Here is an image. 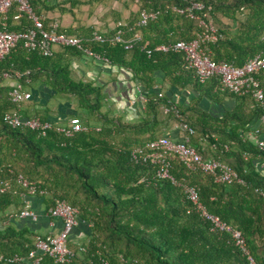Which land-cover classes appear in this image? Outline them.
<instances>
[{"label": "trees", "instance_id": "obj_1", "mask_svg": "<svg viewBox=\"0 0 264 264\" xmlns=\"http://www.w3.org/2000/svg\"><path fill=\"white\" fill-rule=\"evenodd\" d=\"M92 1L30 0L46 24L56 20L50 13L74 14ZM120 1L133 2L136 10L123 22L115 18L111 29L60 25L59 30L82 37L83 48L99 59L76 46H59L45 55L22 43L0 59V221H7L0 229V264H32L28 254L36 238L46 235L32 226L40 216L30 206L32 198L40 201L43 215L48 216L58 200L66 201L78 209L79 223L90 226L82 241L67 239L73 252L69 261L59 263L44 254L39 264H251L229 232L213 230L195 210L186 186L197 190L209 213L241 231L249 255L256 264H264V147L251 137L264 135V99L234 94L217 76L201 81L186 66L182 52L157 49L193 40L202 31L197 19L174 9H184L187 2ZM198 1L205 8L195 13L206 12L215 27L216 38L202 43L211 59L242 66L264 54V0ZM143 9L158 13L139 25ZM18 13L14 6L0 13V30L29 29L32 21L24 14L15 18ZM119 31L122 41L113 42ZM94 32L104 40L93 39ZM86 57L96 60L98 67L129 73L146 98L138 104L135 119L110 110L107 81L76 75L74 61ZM14 71L24 74L20 81L31 92L28 101H12L16 78L5 74ZM58 96L65 100L62 105L77 103L79 110L70 117L78 116L85 129L71 134L57 130L68 128L49 106ZM203 100L216 105L232 100L233 107L214 115L201 106ZM17 108L23 118L49 121L52 127L10 125L6 114ZM181 123L194 133L181 129ZM187 135L204 159L228 163L237 179L217 181L213 174L189 168L173 155L169 171L174 183L157 176L158 165L134 157V150L151 140L169 136L180 141ZM31 185L34 193L29 192ZM26 206L38 215L36 220L16 215Z\"/></svg>", "mask_w": 264, "mask_h": 264}, {"label": "built area", "instance_id": "obj_2", "mask_svg": "<svg viewBox=\"0 0 264 264\" xmlns=\"http://www.w3.org/2000/svg\"><path fill=\"white\" fill-rule=\"evenodd\" d=\"M187 2L184 9L175 10L179 12H187L190 17L197 19L199 25L203 28L198 36L190 41L179 40L173 44H162L157 47L159 50L167 51L169 49L180 51L184 54L186 66L195 71L201 81L206 80L212 76H217L222 81V86L230 92L237 95L251 94L256 100L262 101L264 99V54H258L249 59L244 65L236 66L227 62H216L211 59L210 55L203 49L202 43L207 40H214L215 27L212 19H207L208 15L203 12L201 15L196 14L195 11H202L205 6L198 0H183ZM15 7L19 18L21 15H26L31 21L32 26L26 31L14 32L7 30H0V59L7 55L17 44L22 43L23 46L29 50L39 48L43 54L49 55L52 50L59 46H76L83 48V38L71 35L65 31L59 30L60 24L57 20L45 23L44 17L36 13L30 0H0V13L6 14L11 7ZM156 11L143 9L140 12L139 25L146 24L149 20L156 18ZM121 32L112 39L113 42L122 41L120 37ZM135 39L139 38V34H135ZM93 39L103 41L104 38L94 32ZM131 43L126 44L129 48ZM84 51L95 59H99V55L93 53L89 49ZM27 72H25L26 74ZM24 74L19 71H14L13 75L6 73L5 77H15L13 89L10 91L12 101L22 103L31 98V92L24 89L20 78ZM29 81V78L26 79ZM140 102L145 101V96L140 93L138 89ZM162 94L159 93V96ZM165 110H168L167 108ZM7 122L12 126H27L32 129L45 130L52 127L49 121H42L39 118H23L20 114V109L17 108L6 114ZM181 129L187 131L188 134H193L194 130L187 124L181 123ZM85 129L81 119L77 116L71 117L68 121V128L58 126L57 130L63 131L66 134H71L74 131ZM256 144L264 147V135H251ZM178 157L186 166L193 169H200L203 172H208L214 175L215 179L220 182H231L237 179V173L226 162L219 159H204L195 147L189 144V136H185L183 140L176 141L169 136H161L146 143L143 147H138L134 150V157L144 161H150L158 165L157 176L161 178H169L174 183L175 180L170 174V157ZM264 167V163H263ZM240 180V179H238ZM20 181L25 186L28 182L20 176ZM188 198L193 202L194 208L204 218L209 220L213 230L227 231L231 234L235 244L240 249L248 254L251 264H256L253 258L249 255V250L246 246L245 238L241 231L234 228L227 222L221 220L218 216L209 213L199 201L198 192L193 187H185ZM29 192L34 193L35 187L31 185ZM264 197V191H261ZM48 214L52 218H59L62 222V228L57 233H48L45 236L37 237L35 241V248L32 249L28 258L31 259L32 264H39L41 256L48 254L55 258L59 263H65L73 256L72 250L67 245L73 229L79 223V211L76 207L71 206L63 200H58L56 204L49 209ZM18 217H31L33 220L38 218V215L27 206L22 209ZM12 216V214L10 215ZM7 221H0V229H3Z\"/></svg>", "mask_w": 264, "mask_h": 264}, {"label": "crops", "instance_id": "obj_3", "mask_svg": "<svg viewBox=\"0 0 264 264\" xmlns=\"http://www.w3.org/2000/svg\"><path fill=\"white\" fill-rule=\"evenodd\" d=\"M58 1V0H55ZM103 1H108L107 5L103 7L99 12H78L80 17H77L71 12L73 20L70 24H64L61 15L58 12L50 13L49 15L55 18L59 24L63 27L77 26L81 25H93L96 29L106 30L111 29L115 26V18H120L121 21H125L131 18L132 10H136V4L133 2L129 5H125L120 0H93L91 3H100ZM112 10H117L119 12H112ZM60 13V12H59ZM62 13V12H61ZM64 13V12H63ZM57 48V47H56ZM75 72L77 76L85 75L87 77H96L100 82L107 81V88L111 92L109 108L113 113L122 114L125 119L131 120L135 119L138 115L137 108L140 101L138 100V89L139 87L130 81L129 73L125 71L109 70L107 68H102L97 66V61L86 57L85 59H77L74 61ZM63 98L54 99L49 106L56 110L54 115H56L57 121L61 125H67L70 116L77 113L76 109L79 110L77 103L73 101L70 105L64 103ZM138 102V103H137ZM61 105V106H60ZM75 110V111H74ZM78 117V116H77ZM174 135H181L179 131H174ZM30 206L40 212V216L37 222L32 223V226L42 234L57 233L62 228V222L59 218H52L47 214L43 215V208L41 203L37 199L29 200ZM90 226L86 222H80L73 229L69 238L76 242L82 241L89 233Z\"/></svg>", "mask_w": 264, "mask_h": 264}, {"label": "rangeland", "instance_id": "obj_4", "mask_svg": "<svg viewBox=\"0 0 264 264\" xmlns=\"http://www.w3.org/2000/svg\"><path fill=\"white\" fill-rule=\"evenodd\" d=\"M106 3H108V1H103V4H102V2H100V3H98V2L97 3H94V2L91 3L90 2V3L84 4V5H80L78 7V9H75L74 12H76L75 15L77 17H80V13H78V12H90V10H91V12H94V10L96 12H99L98 10H101L103 7H105L107 5ZM56 12H58V14L61 15L62 21L64 24H70L72 22V20H73L72 14L61 13L60 11H56ZM5 82L9 83L10 79H5ZM57 98L60 99L61 97L58 96ZM201 106L205 109L210 110L211 113H213L214 115H217V114L223 112L224 109H226V108L227 109L232 108L233 107V101L232 100H226L223 105H216V104H213L209 101L203 100V102L201 103Z\"/></svg>", "mask_w": 264, "mask_h": 264}]
</instances>
